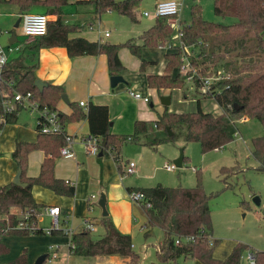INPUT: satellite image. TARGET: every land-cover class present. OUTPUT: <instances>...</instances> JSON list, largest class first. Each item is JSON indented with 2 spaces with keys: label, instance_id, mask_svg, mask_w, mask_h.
I'll list each match as a JSON object with an SVG mask.
<instances>
[{
  "label": "trees",
  "instance_id": "obj_1",
  "mask_svg": "<svg viewBox=\"0 0 264 264\" xmlns=\"http://www.w3.org/2000/svg\"><path fill=\"white\" fill-rule=\"evenodd\" d=\"M93 3L97 12L115 9L127 14L132 21H137V8L141 0H82ZM2 3H14L19 14L33 11L36 6L43 8L47 14H56L55 19L48 22L47 32L24 41L21 54L8 60L0 75V114L6 122L18 119V110L10 114L4 113V101L12 98L15 91H31L33 99L41 107L58 110V103L65 94L60 84L48 83L40 90L34 83L37 78L35 69L38 67V51L41 47L64 46L70 56L86 54L107 55L108 68L111 74L123 70L125 66L120 60L119 50L128 47L141 58V69L151 61L141 57L143 47L156 48L165 46L172 40L174 28L168 23L166 16H156L155 22L139 36L140 42L128 39L114 43L108 40H91L85 36H70L81 26L78 23L65 22L62 19L64 6L69 0H0ZM214 11L222 16H234L232 23H220L206 19L199 4L191 8L190 22L181 23V45H175L165 54L166 65L163 73H151L147 76L149 87L180 88L182 91L189 86L200 90V79L194 75L192 82L187 81L181 69L186 65V46L193 48L194 53L188 59L193 66H198L200 75L208 76L222 70L226 77L215 80L208 90L202 92L203 97L214 98L222 108V113L214 115L204 111L198 100V109L194 111H170L168 107L153 121L156 128L150 142L158 144L172 141L175 138L174 128L180 124L186 126L185 139L188 142H199L202 151L207 152L221 148L235 138L236 120L244 116L256 119L264 127V0H214ZM10 45V44H8ZM29 58L28 63L24 62ZM185 93V91H183ZM70 114L60 112L64 123L77 121L87 117L90 134L100 138L102 151L108 148L118 151L127 139L126 135L111 132L109 108L106 104L90 103L86 110L83 106L71 102ZM150 122L136 120L132 136L138 138L140 133H148ZM169 127V129H168ZM38 129V126L36 127ZM169 130L172 133H169ZM66 131L58 133L38 132L36 141H17L12 156L21 170V183L10 181L0 184V255L10 251L5 241L8 235L46 234L43 226L38 223V214L46 207L37 202L33 195V186L38 184L53 190L60 195L73 196L75 184L55 176V159L60 156V148L66 143ZM41 149L45 158L38 175H27V156L30 151ZM102 152V153H103ZM118 159L119 155L116 154ZM256 158L257 169H264V151ZM186 155H184V160ZM183 160V161H184ZM238 163L222 166L220 174L226 185L230 174H238ZM26 183V184H23ZM128 190L141 191L145 200L142 206L147 215V226H158L164 231V238L157 247V255L167 264H174L179 256L198 258L205 264H241V257L246 249L255 257L256 264H264V250L237 243L230 254L223 260H217L212 253L218 243L213 237L214 225L209 194L202 183V172L196 169V184L191 187L157 184L153 186L129 187ZM18 206L22 215L12 212L11 207ZM29 210V226L19 227L25 220L23 215ZM38 223V224H37ZM100 223L104 233L94 237L89 230L74 232V253L84 256L119 255L128 258L126 264H139L141 255L133 249L132 237L119 231L110 220L102 216ZM64 224V221H63ZM51 234L62 235V229H52ZM181 242L177 243L176 240ZM210 239L213 243H210ZM0 264H35L29 263L26 248L14 259ZM43 264V263H41Z\"/></svg>",
  "mask_w": 264,
  "mask_h": 264
},
{
  "label": "crops",
  "instance_id": "obj_2",
  "mask_svg": "<svg viewBox=\"0 0 264 264\" xmlns=\"http://www.w3.org/2000/svg\"><path fill=\"white\" fill-rule=\"evenodd\" d=\"M69 1L75 2L76 8L79 10V12L74 13L78 14L79 17H77L75 21H69L68 19H64L63 14L62 19L65 22L78 23L81 26L77 31L72 32L70 36L81 35L91 40H108L114 43L124 42L128 39H134L137 41L140 34L154 23H147L141 28H137V32H135L136 34H130L135 30L133 27L132 30L127 32V34L118 32L119 36L112 38V31L109 28H104L102 26V22L99 28L90 29L88 27L87 23L94 20L98 15L101 18V13L97 12L93 3L82 2V0ZM35 8H37L35 11L43 12L42 7L36 6ZM18 15L20 17V14ZM48 15L50 19H55L57 17L56 14ZM138 19L139 18H137V21ZM180 21L182 22V20ZM106 30H109L110 32L108 36L105 35ZM25 37L26 38L24 41L30 40L27 36ZM12 44L19 45L20 49L11 52L9 54V59L18 57L21 54V46L23 42L19 43L17 39V41L15 43L13 42ZM169 49L170 48L168 46H160V48L143 47L141 50V57L151 62L147 64L144 69H141V58L133 54L128 47H122L119 50V57L125 68L115 72L114 74H121L125 81H120L114 87L111 86L110 76L112 74L108 68L107 55L104 53L97 55L86 54L70 56L64 46L41 47L38 51V67L35 69V74L38 78L48 83L60 84L64 87L68 101H65L63 98L59 101L58 110L60 112L70 114L73 110L71 102L81 105V100H86L89 104H106L108 106L109 119L111 120V132L115 134L126 135L127 139L124 141V143L127 140L139 143L137 144V149H135V154H140V161L139 163H136L135 167L137 170L136 173L138 174L136 179L137 181L141 178L147 181H153L148 182L149 186L163 184L164 182L163 178L158 175L157 171L162 169L161 164H163L164 161H166L165 163H171V161L166 160L168 157L165 153L168 154V151L171 150L174 153L173 157L177 155V153L174 152L173 145H171L172 147H166V145H162L171 141L161 142L158 144H151L150 142L156 131L155 127L153 131H151V127L153 125V121L157 119L158 113H162L166 107H168L170 111L182 112L178 108L173 109L170 106L171 103L169 105H164L161 101V96L163 95L160 96V103H156L151 95V93L156 90V88L149 87L147 82L148 74L163 73L166 65L165 54L167 51H169ZM157 90L159 92L164 91L165 94L173 91V89L169 88ZM130 91H138L144 95H148L150 98L148 101L149 103L143 99L135 98L133 95H131ZM185 97H190V93H187ZM200 105L204 111H211L214 115H219L222 113V108L217 103H215V105L218 107L213 111L205 109L202 106L201 101ZM83 107L85 108V106ZM22 111H27L30 113V115L34 116L31 123L26 122L29 123V125L20 123V114ZM18 113L17 121L5 123L0 135V154L2 152L5 153L4 155H0V184L13 181L19 170L17 162L12 160L11 154L16 147L17 141L33 142L36 141L38 136V131L36 128L37 114L26 109H20ZM136 120H145L150 122V128L147 134L140 133L138 138L134 139L132 134L135 131ZM250 120H252L254 124L253 118L248 116L237 119V134H235V138L225 146L213 149L216 151H227V148H234V153L232 154L235 160L234 164L238 163L242 169H244L242 165L243 159H247L249 158V155H251L257 161L258 165L259 163L256 155L259 156L264 151V127L262 125H257V127L254 126L253 132H251V134L248 133V136L244 135L242 127H240L242 124H248ZM65 130L67 133H70L75 137L73 142L74 157H64L62 155L56 157L54 172L55 176L65 179L66 181L70 180L75 184V194L73 196L60 195L49 188L36 184L33 186V195L36 201L44 203L46 206L60 207V217L63 219L67 217V224L71 226L75 232H77L84 229L85 218H90L93 221L95 220L96 223H100V218L102 217V208L100 206L95 207L94 200L97 198V195H99L101 188L104 187L106 189L107 196L110 199V203L117 201V206L115 212H113V217L119 228V231L125 234H130L131 237H133V225L131 223V219L128 218L129 226H127V219L124 216L122 217L120 213L123 203L131 206L130 203L127 202L126 193L124 191V186L127 182L121 177L122 173L125 171L122 167L123 161L121 159L123 147H121L117 153L119 155L118 159L115 158V152L113 154L110 152V150H106L104 152L101 151L103 154L98 153L97 155L88 153L82 140L83 137L90 134L89 120L87 117L77 121L65 123ZM145 135L148 136L145 137ZM241 143L246 146L248 154H243L241 152L242 150H240L239 147ZM224 156L226 157L227 155ZM27 158V175H38L41 169V164L45 158V152L41 149H35L29 152ZM149 165L151 166L152 174L150 173L147 176H141L143 175V172L148 169ZM193 168L195 172L196 169H200L197 168L196 165L193 166ZM125 187L128 191L129 187L138 186L128 185ZM131 209L132 208H130V210ZM11 210L19 216L23 213V211L18 206L11 207ZM123 211L126 212L125 210ZM50 221V216L44 214V219L40 224L45 228L50 225ZM140 228L142 229L146 238L152 235L153 227L147 226V215L145 210L143 220L140 223ZM161 230L164 235L162 228ZM46 234L31 233L28 235L6 236L5 241L9 246L10 251L6 254L0 255V263H5L14 259L23 251L24 248H26L28 251L29 263H34L35 259H37V257L42 254H45V258H47L48 252L44 253L46 251L47 244H49V247L51 245L54 246L52 243L55 240L58 243L63 242L69 246L70 238L55 239L57 236ZM213 237L217 238L214 236V233ZM162 241L163 239L154 244L156 251L158 245H160ZM236 244V242H229L222 246V243H217L212 253L213 257L217 260L225 259ZM143 246L145 249L147 248V245ZM133 249L141 255V263L142 258L145 256L143 248L140 251L136 250L133 242ZM71 253L72 252H69L68 254L70 255ZM57 257H59V254ZM94 259L98 260L100 264H126L128 261V258L119 255H97L94 257ZM193 264L205 263L196 258L193 259Z\"/></svg>",
  "mask_w": 264,
  "mask_h": 264
},
{
  "label": "rangeland",
  "instance_id": "obj_3",
  "mask_svg": "<svg viewBox=\"0 0 264 264\" xmlns=\"http://www.w3.org/2000/svg\"><path fill=\"white\" fill-rule=\"evenodd\" d=\"M160 0H141L139 7L137 8V18L138 21H132L127 14H123L115 9H107L101 12V20L102 26L105 28H109L112 31V38L119 36L118 32H122L123 34H127L129 30H132L134 27L135 30L130 34H136L135 32L137 28H141L144 24L155 22V14L154 8L156 3ZM180 3V9L177 17L183 21L190 22L191 20V8L194 4H199L202 10L203 16L215 22L220 23H232L235 21L234 16H222L218 15L214 11V0H177ZM64 6V19H68L69 21H75L78 14L74 12H79L76 8L75 2H71ZM37 8L34 9V11ZM41 10V9H40ZM144 11L151 12L150 15H144ZM74 13V14H73ZM19 8L14 3H2L0 4V42L2 45L7 47L9 37L12 31L16 32L17 39L19 43L24 42L25 35L22 32V27L19 25L15 27V22L19 17ZM85 14V13H84ZM81 14V15H84ZM140 39V38H139ZM137 39L138 42L140 40ZM172 41L175 44L179 43L178 38V30L175 28ZM15 43V42H14ZM167 46V45H165ZM160 48V47H156ZM164 49V48H163ZM192 50V51H190ZM188 56H192L194 50L189 48ZM30 61L29 58H25L24 62L28 63ZM187 68H196L198 70V66H193L190 63V60L187 61ZM183 74L185 73L184 67L181 69ZM210 73L209 75H212ZM38 78V77H37ZM191 83V82H190ZM185 91V93L183 92ZM174 88L168 94H165L164 91L159 92L157 89L154 90L151 95L156 103H160L161 95H170L171 96V107L173 109H180L181 111H194L198 109V100L201 101L202 106L205 109L215 110L218 106L215 105L217 101L212 97H203V94L200 90H196L195 87L189 86L187 89ZM187 93H190V97H185ZM149 103V102H148ZM218 104V103H217ZM156 106V105H155ZM153 109V107H152ZM21 120L20 123L28 124L31 123L34 116L30 115L27 111H22L20 114ZM240 119V118H239ZM248 124H242V131L245 136H248V133L251 134L254 130V126L261 125L260 122L256 119H253ZM29 122V123H26ZM244 125V126H243ZM152 130L154 126L152 125ZM172 132V131H171ZM175 138L169 143L162 144L166 145V147H174V152L177 153L175 157L174 153L169 150L168 154L165 153L168 157L167 161L174 162V159L180 155L181 149L183 148L184 155H186V159L183 162L181 167H175L173 171L167 170L163 164H161V170L157 171L158 175L163 178V184L168 186H194L196 184V172L194 171L193 166L196 165L197 168H200L202 172V183L204 189L209 194H213L210 199V204L212 208V219L214 224V236L219 239L218 243H222V246L226 245L229 242L236 243H244L249 245V247H253L255 249L264 250V169H257V161L253 158V156L249 155V158L243 159L242 165L243 168L239 165L240 172L238 174H230L228 175L227 181L231 183V185H226L225 180L220 174V168L223 165H232L235 160L233 158L234 148H227L228 150H210L207 152L202 151L201 146L196 141L188 142L185 139L186 126L184 124H180L174 128ZM170 133V132H169ZM148 135H145V137ZM137 142L127 140L123 144L122 148V161L124 168V172L122 173V179H125L127 182L125 186L128 185H136V186H149L148 182L144 179H139L137 181L136 176L138 175L136 171L128 172V164L130 161L139 163L140 154H135V149L138 146ZM241 152L243 154L247 153L246 146L241 143L239 146ZM110 152L116 155V151ZM109 153V152H108ZM228 153V154H226ZM2 152L0 155H4ZM248 154V153H247ZM113 155V157H114ZM224 155H227L226 157ZM146 157V154H145ZM12 160L16 162V160L12 156ZM144 161V159H143ZM142 161V162H143ZM259 163V162H258ZM5 168V167H4ZM152 174L151 166H148L143 172L141 176H147L148 174ZM159 181V180H158ZM124 186V191L126 193L127 202L130 203L129 206L126 203H123V207L121 206L120 213L121 216L127 219V226H129V219H131V223L133 225L132 230V240L135 245L136 250L144 251V258L140 264H167L162 258L157 255V251L155 250L154 244L158 243L163 239L164 235L160 227L155 226L152 229V235L149 237H145L142 229L140 228V223L144 217V209L142 206V201L139 202L136 199L131 197V192ZM106 191V189H105ZM107 195V192H106ZM257 195L260 197L261 204L256 205L253 202V197ZM98 196L94 200L95 207H99L97 205ZM117 206V201L110 203V199L107 196V209L109 211L108 216L112 221L113 225L119 230L117 224L115 223L113 212H115ZM126 212H124L123 210ZM127 208V209H125ZM130 208H132L130 210ZM129 218V219H128ZM95 221V220H94ZM96 229L91 231L94 237H99L104 233V226L101 223H96ZM46 235L57 236L58 238H66L69 236L66 234L55 235L51 233H47ZM55 247H58L59 257H56L52 260L45 258L43 264H100L98 260H95L94 257L97 256H84L78 255L72 252L70 255L68 254L69 246L63 242L58 243L56 240L52 243ZM143 245H147L145 249ZM49 244H47L46 251L48 252ZM249 249H246L241 257V264H247L248 262V253ZM42 254V253H41ZM69 255V256H68ZM38 258V257H37ZM194 257H185L179 256L176 258L174 264H193ZM36 261V259H35Z\"/></svg>",
  "mask_w": 264,
  "mask_h": 264
},
{
  "label": "built area",
  "instance_id": "obj_4",
  "mask_svg": "<svg viewBox=\"0 0 264 264\" xmlns=\"http://www.w3.org/2000/svg\"><path fill=\"white\" fill-rule=\"evenodd\" d=\"M110 9V8H109ZM180 9V3L177 0H160L156 3L154 8V14L155 16H166L168 23L174 28L178 30V38L179 43L175 44L172 40L167 44L169 48H172L175 45H181V21L177 17L178 12ZM144 15H150L151 12L144 11ZM20 25L22 27V32L25 36L28 37V39H32L35 36L43 35L47 32L48 22L50 20V17L47 13L44 12H37V11H26L20 14ZM101 18L98 15L94 20L87 23L88 27L90 29L93 28H99L101 26ZM1 32V30H0ZM110 34L109 30L105 31V35L108 36ZM190 47V46H189ZM189 47L186 46V52L189 53ZM20 46L16 44H10L7 47L5 45H2L0 42V75L2 71L4 70V67L6 63L9 60V54L13 51L19 50ZM192 49V47H191ZM186 63L189 61L188 56L185 55ZM185 73L188 71H191L192 73L187 76V81L192 82L194 75H198L200 79V87L199 89L201 91L208 90L210 85L217 79L226 77L223 71L220 69L217 72L213 73L212 75L204 76L200 75L198 70L196 68H187V64L184 66ZM131 95H133L135 98L143 99L144 101L148 102L150 100L148 95H144L141 92L138 91H130ZM80 104L85 106V109H88L89 103L86 100H81ZM19 109V110H18ZM20 109H26L30 112L37 114V126L38 132L42 133H58L63 132L65 130V123L61 121L60 119V111L59 110H49L47 107H41L39 102L35 99H33V94L31 91L27 92H21L16 90L13 97L6 99L4 101V113L10 114L13 111H20ZM7 123L5 120V116L0 114V135L2 133L3 125ZM237 134V132H236ZM66 143L61 146L60 148V155L64 157H74V150H73V142L75 140L74 135L67 133L65 135ZM83 143L88 151V153L97 155L100 153L103 149L100 145V138L89 134L82 138ZM110 150L108 148L104 149V151ZM128 172H134L136 171V165L133 161H130L128 164ZM164 167L169 170L173 171L176 167V164L174 162H167L165 163ZM67 182L71 183L70 180H67ZM131 197L133 199L138 200L139 202L144 201L147 206H151V202L146 201V197L143 192L133 190L131 191ZM44 214L50 216L51 221L50 225L45 227L46 233H51L52 229L59 230L62 229L64 231V234L69 236V249L70 252H73L75 249V243L71 239L74 230L71 226L67 224V217L65 219L61 218V209L58 206H46L42 212L38 214V223L40 224L41 221L44 219ZM29 215L30 211L27 210L23 217L25 220L21 221L19 224V227H28L29 224ZM64 221V224H63ZM37 223V224H38ZM41 225V224H40ZM84 229L89 231H94L96 229L95 221H93L90 218L84 219ZM177 243L181 242L180 239L176 240ZM210 243H213V240L210 239ZM58 256L57 247L50 246L47 253V258L51 260L52 258H56ZM248 262L247 264H256L255 257L253 254L249 251L248 253Z\"/></svg>",
  "mask_w": 264,
  "mask_h": 264
},
{
  "label": "water",
  "instance_id": "obj_5",
  "mask_svg": "<svg viewBox=\"0 0 264 264\" xmlns=\"http://www.w3.org/2000/svg\"><path fill=\"white\" fill-rule=\"evenodd\" d=\"M20 20H21V18L18 17L17 21L15 22V27H18L20 25ZM16 41H17L16 32L12 31L10 39H9V44H12L13 42H16ZM120 81H122V82L125 81L124 77L121 74H112L110 76L111 86L114 87ZM34 83L40 90H43V88L48 84V82H46L40 78H36ZM62 97L65 101H68L66 94H63ZM161 101L164 105H169L171 103V96L170 95H163V96H161ZM168 129H169V127H168ZM169 132H170V134L172 133L170 130H169ZM100 154H103V153L100 152ZM183 160H184V152H183V148H182L180 155L174 159V163L176 164L177 167H181L183 165ZM13 181L16 183H21V170H18ZM23 184H26V183H23ZM253 202L256 203V205H260L261 204L260 197L255 195L253 197ZM97 205L102 208V216H107L109 214V211L107 209V195H106V191H105L104 187H102L100 190ZM45 256H46L45 254L40 255L34 263L35 264L43 263Z\"/></svg>",
  "mask_w": 264,
  "mask_h": 264
}]
</instances>
